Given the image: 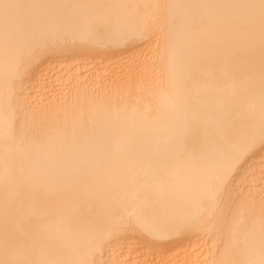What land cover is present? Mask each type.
<instances>
[{
    "label": "bare ground",
    "instance_id": "6f19581e",
    "mask_svg": "<svg viewBox=\"0 0 264 264\" xmlns=\"http://www.w3.org/2000/svg\"><path fill=\"white\" fill-rule=\"evenodd\" d=\"M0 3V261L260 264L261 0Z\"/></svg>",
    "mask_w": 264,
    "mask_h": 264
},
{
    "label": "snow or ice",
    "instance_id": "6c2138e0",
    "mask_svg": "<svg viewBox=\"0 0 264 264\" xmlns=\"http://www.w3.org/2000/svg\"><path fill=\"white\" fill-rule=\"evenodd\" d=\"M262 7H264V0H261ZM24 7L23 5L18 4H10V3H0V10L3 11L5 22L9 21V10L13 8H21ZM219 186L218 185H211L209 186L202 197L203 201H207L210 206H215L216 201L219 196ZM0 264H5V262L0 261ZM12 264H40L39 261H22V262H12ZM260 264H264V259H261Z\"/></svg>",
    "mask_w": 264,
    "mask_h": 264
}]
</instances>
